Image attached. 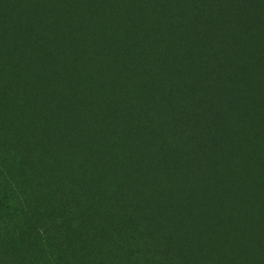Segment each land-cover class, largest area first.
Instances as JSON below:
<instances>
[{
    "label": "trees",
    "instance_id": "16d2710c",
    "mask_svg": "<svg viewBox=\"0 0 264 264\" xmlns=\"http://www.w3.org/2000/svg\"><path fill=\"white\" fill-rule=\"evenodd\" d=\"M31 5L26 19L44 30V53L73 77L90 69L107 102L76 103L67 84L69 118L47 134L65 173L40 164L42 186L64 187L42 204L26 162L8 161L32 125L18 121L16 148L0 149V190L22 215L33 204V226L25 217L28 236L15 250L14 231L3 228L0 264H28L24 255L29 264H264V0H73L63 31L33 14L41 0ZM72 38L79 65H70ZM29 45L0 31V59L16 60L10 73L18 76ZM83 157L86 174L102 164L103 187L67 176ZM9 216L4 224L17 218ZM42 223L51 227L29 232Z\"/></svg>",
    "mask_w": 264,
    "mask_h": 264
},
{
    "label": "rangeland",
    "instance_id": "374dc122",
    "mask_svg": "<svg viewBox=\"0 0 264 264\" xmlns=\"http://www.w3.org/2000/svg\"><path fill=\"white\" fill-rule=\"evenodd\" d=\"M71 1L73 2V0H41L40 7L36 11H33V14L38 15L40 13L43 17L55 19L59 30L63 31L66 25L69 24L66 22V19H70L69 3ZM31 2L33 0H4V3H2L0 0V21H6L2 29L0 27V31L9 39L12 36L22 37L27 43H30L29 47L25 46V50L28 49V53L20 54L16 58L22 62L20 64L22 65L21 69L18 72L19 77L9 72V64L12 61H16L11 55L0 59V80L3 82V86L0 87V149H15V143L19 138L18 131H21L25 124L18 125V121L21 119L24 122L32 121V125L27 127V131L24 132V150L11 151L8 161L18 160L19 157L17 156L20 155L26 162L28 167L24 172L40 184V196L37 197V202L42 204V201L45 199L49 201L57 199L55 187H64L63 184L49 187L42 186V181H47L49 175L48 173L41 172L40 164L42 162L51 172H60L59 170L61 169L63 174L65 173L64 167H61L60 161L55 157L58 155L61 145L54 140L48 139L47 134L52 125L57 124L59 121L66 123L69 118L67 114L68 105L65 106L62 98L66 97L69 92L70 87H67V84L69 81L76 84V87H74L77 94L76 103L79 102L82 105L89 103L92 105L98 103L99 100L105 102L107 100L102 98L101 93L97 90V83L100 86L102 83L100 81H96L97 83L93 82L89 75L90 69L85 70L82 67L81 69H75V77H73L69 72L65 71L62 58L52 61L44 53L40 45L41 40L46 38L44 30L39 28L37 22H31L26 19L28 18L27 12L33 8V5L28 6ZM51 15H54V17H50ZM18 19H24V21H19ZM62 20L65 22H61ZM70 43L79 49L74 50L77 57L70 56V65L73 64V60L75 59H78L79 65L80 59H83L84 52L80 45L76 43L75 38H72ZM19 73H23V75L20 76ZM109 77L110 75L107 74L104 83L108 82ZM106 88L109 89L110 87ZM258 97L260 99L259 104L264 106V87L258 92ZM56 104H58V108L54 109L53 106H56ZM28 115L32 116L29 118ZM5 130H8L7 137H4ZM85 159L86 157L77 160L81 162L75 168L69 169L66 167L67 176H75L76 182H81V178L84 179L88 183V187L94 181L103 187L107 178L101 169L103 167L102 164L99 167H95L92 174L89 175L84 172V169L87 167V162H84ZM81 186L83 187L82 183ZM157 187H151L148 193L155 191ZM21 210V205H18L14 198L3 194V191L0 190V236L2 234L1 231H5L3 229L5 227L14 231V234L10 236L11 241L8 244L12 250L20 249L21 246L24 247L25 238L20 236V234L28 236L24 233V221L26 218L29 221L33 218V204L29 206L26 215H22ZM9 215L13 217L17 215V218H13L12 225L4 224L5 221L2 220L4 216L11 218ZM32 222L33 220L29 223L33 226ZM41 225L43 223L34 225V231L33 227H28V230L33 235L34 232L44 233L43 231L51 227L48 224L45 226ZM50 251H54V249L49 243L47 246L39 248V255L47 258L49 257L47 254ZM24 257L27 258L26 260L29 264L30 256L28 258V256L24 255ZM55 259L52 258L53 263Z\"/></svg>",
    "mask_w": 264,
    "mask_h": 264
}]
</instances>
